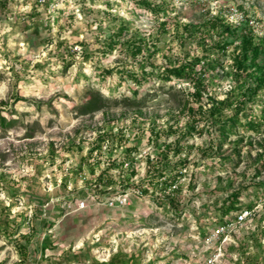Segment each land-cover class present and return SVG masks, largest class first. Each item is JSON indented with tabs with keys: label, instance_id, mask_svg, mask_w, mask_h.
I'll list each match as a JSON object with an SVG mask.
<instances>
[{
	"label": "rangeland",
	"instance_id": "374dc122",
	"mask_svg": "<svg viewBox=\"0 0 264 264\" xmlns=\"http://www.w3.org/2000/svg\"><path fill=\"white\" fill-rule=\"evenodd\" d=\"M150 1L165 3L167 16L156 18L132 0H0V111L17 119L13 128H0V221L6 225L9 215L10 222L0 233V264H22L17 243L28 251L26 264L103 263L120 251L139 264H236L247 257L264 263V194L251 185L264 181V128L239 129L224 141L206 124L207 131L183 140L176 154L174 142L189 121L180 110L190 85L153 76L137 86L120 74L139 72L143 55L133 59L126 43L136 32L156 43L152 61L159 66L205 54L196 39L182 40L177 22L201 24L238 10L264 35V0ZM121 20L129 33L112 51L102 50ZM220 63L206 83L210 95L223 98L234 85L230 51ZM260 98L264 102V92ZM262 107L250 110L258 115ZM99 135L106 137L103 148L90 156ZM219 143L213 154L211 145ZM127 149L136 150L128 155ZM167 152L170 167L186 164L176 168L184 176L174 205L151 186V163L162 169L160 153ZM122 162L130 167L121 168ZM105 171L113 187L97 185ZM230 182L232 191L248 189L242 209L224 218L231 231L219 240L218 208ZM250 204L251 219L235 224ZM18 222L24 224L18 228Z\"/></svg>",
	"mask_w": 264,
	"mask_h": 264
},
{
	"label": "trees",
	"instance_id": "16d2710c",
	"mask_svg": "<svg viewBox=\"0 0 264 264\" xmlns=\"http://www.w3.org/2000/svg\"><path fill=\"white\" fill-rule=\"evenodd\" d=\"M139 8H144L147 11L155 15L156 18L160 14L167 16L168 10L165 3L156 4L150 0H132ZM243 11L242 9H240ZM244 12V11H243ZM246 15L247 13L244 12ZM163 32L166 31V23L163 21L161 24ZM177 31L182 28V40L185 41L188 38L196 39L199 46L204 50L205 54L197 56L191 60H183L181 62H169L168 65H156L152 60L158 52L156 43L150 44L145 37H141L139 32L133 33L126 41L130 50V54L133 59L138 56H142L139 62V72L124 71L120 74H126L128 78L137 86L142 85L149 80L150 77L157 76L164 83H169L174 79L178 82L188 83L190 87L183 90L187 93L182 101L181 114H187L189 121L186 123L184 129L179 131V137L175 140L174 150L176 154L181 153V143L183 140L195 135L201 134L207 131L206 124L211 126L210 128L218 132L220 140L226 141L231 136L239 134V129L245 131L260 133L264 128V102L261 100V94L264 92V38L256 34L250 25V19L246 18L239 25L231 24L223 14L214 15L209 17L205 22L201 24L196 23H179L176 24ZM111 32L102 41V50L112 51L121 40L127 36L130 31V27L125 21H120V25L117 28H111ZM186 36V37H185ZM213 37L217 38L213 41ZM208 38L212 40V43L208 44ZM186 42V41H185ZM208 45V46H207ZM210 46V47H209ZM213 51V55L207 54L209 51ZM230 51V57L232 59V70L228 72V76L233 77L234 85L228 90L223 98L210 95L209 83H206L207 73L209 71H215L219 66H222L220 59L227 57ZM104 52V51H103ZM202 66L198 71V67ZM105 74L111 75L112 70H105ZM135 95L137 91L133 92ZM206 99V102H204ZM101 101V100H100ZM263 107L260 109V113L255 115L253 110L254 105L260 103ZM92 104V103H91ZM209 105V107H208ZM96 110V107H94ZM99 107L97 108V110ZM249 109V110H248ZM229 112H233L229 115ZM17 122L14 117L11 119L6 118L0 111V128L8 130L13 128ZM201 124H204L202 126ZM173 127L169 128V132L173 134ZM178 132V131H177ZM107 136V135H106ZM104 135H99L97 145L91 149L90 156L95 150L102 149V143L105 142ZM158 140V138L156 137ZM222 142V141H221ZM242 142V140H241ZM222 143L211 145L213 154L216 150L222 149ZM165 149L170 151V145H166ZM133 150L127 149L126 152L130 155ZM165 152V151H163ZM239 152V151H236ZM51 153L55 152L51 150ZM165 159V165L162 169L157 165L158 161L154 164V177L156 181L151 184L153 190L160 191L167 201L174 205L178 202V196L182 192V185H177L183 175V170L176 168L185 167L186 164L181 161L179 165L170 167V161L168 152L160 153ZM211 154V155H213ZM234 157H228L225 161L233 162ZM236 158L241 160V157L236 154ZM261 164L264 167V156L260 157ZM150 160V159H149ZM125 163V162H124ZM121 168H123V164ZM115 166V165H113ZM259 170V169H258ZM260 172V171H259ZM255 174L253 182L260 176V173ZM131 174H135L132 170ZM154 177L152 180H154ZM163 179V180H162ZM97 185L109 188L115 185L114 180H109L107 171L101 173L97 180ZM259 194L261 191L264 194V181L251 183ZM176 186V188H174ZM230 193L225 201L218 208L220 217L218 222L220 225H225L228 222L224 221L225 217L230 216L232 213L238 212L242 209L241 196L245 189L248 187H242L237 190H233V183L229 184ZM148 187L141 188L142 194H148ZM247 210H254V205L250 204ZM1 214V213H0ZM9 215H6V225L0 221V233H7V229L10 226L8 219ZM24 222V221H23ZM18 222V228L24 223ZM32 234L35 233L34 227L31 229ZM22 239L29 241L27 235H22ZM261 245L260 240L256 241ZM44 248H49L47 245ZM17 251L20 257V263L26 264L28 262V251L17 243ZM242 256H245L244 247L241 246ZM140 261L134 255H126L124 253L117 252L112 255L107 262L99 263L95 261V264H139ZM236 264H259L251 257H247L244 261H239ZM264 264V263H263Z\"/></svg>",
	"mask_w": 264,
	"mask_h": 264
},
{
	"label": "built area",
	"instance_id": "2783aa9c",
	"mask_svg": "<svg viewBox=\"0 0 264 264\" xmlns=\"http://www.w3.org/2000/svg\"><path fill=\"white\" fill-rule=\"evenodd\" d=\"M229 16L228 17L227 15H225V17L227 18L228 22L231 23V24H236V25H239L240 23H242L246 18L247 16L243 13V12H239L238 10H233V11H229ZM250 25L252 26L254 32L256 34H258L260 37H263L264 38V35H261L259 32H257L255 30V25H254V22L250 20ZM103 148V146H102ZM97 151H100V150H97ZM127 165V167H130V164L129 163H124V166ZM174 188H176V186H174ZM141 193V192H140ZM124 201H120L119 204H123ZM253 215V212L252 211H244V212H241L240 215L236 218L235 220V224H238V225H241L243 223H246L249 219H251ZM231 226L232 224L231 223H227L225 225H222L218 231H217V236H218V239L221 240L224 238L225 235H228L229 232L231 231Z\"/></svg>",
	"mask_w": 264,
	"mask_h": 264
}]
</instances>
